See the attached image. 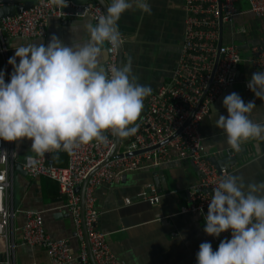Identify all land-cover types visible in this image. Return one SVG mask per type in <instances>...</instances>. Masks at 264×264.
<instances>
[{"label":"built area","instance_id":"2783aa9c","mask_svg":"<svg viewBox=\"0 0 264 264\" xmlns=\"http://www.w3.org/2000/svg\"><path fill=\"white\" fill-rule=\"evenodd\" d=\"M239 1L183 0L184 42L172 78L147 97L145 111L135 122L139 125L137 133L120 138L113 154L115 135L104 130V142L92 140L71 153L52 150L26 157L23 168L31 178L48 177L58 182L64 199L60 207L66 209L73 220V237L78 242L76 251L70 237H53L46 230L43 211L13 207V170L17 155L10 141L0 140V150H3L0 152V254L3 255L0 264H18L16 252L20 245L43 248L49 264H69L75 260L80 264H126L113 252L106 233L98 227L100 212L95 205L96 189L124 174L159 168L175 161L189 160L196 167L198 179L190 186V203L182 211L199 214L203 219L212 186L228 172L216 167L203 152L201 124L214 102L241 76L239 65L242 62H248L254 70L264 71V45H252L248 56H243L233 41H223L221 48L218 47L221 22L224 30L237 16L247 12L264 19V0H247L248 10H243ZM103 12L97 2L76 5L68 1L67 6L57 9L48 0H35L29 9L0 18V55L7 54L9 38L45 37L53 17L63 20L90 17L95 21ZM106 53V67L110 70L118 66L117 47L106 43ZM249 78L242 79L246 90H249L246 86ZM55 154H66L67 165L56 164ZM30 158L35 163H31ZM87 178L82 203L76 187ZM159 199V195L150 197L151 202ZM19 211L24 212L26 221L17 226L15 218ZM18 231L21 242L15 239ZM226 237L230 238V231L213 238L218 246L220 239Z\"/></svg>","mask_w":264,"mask_h":264},{"label":"crops","instance_id":"0c3cea01","mask_svg":"<svg viewBox=\"0 0 264 264\" xmlns=\"http://www.w3.org/2000/svg\"><path fill=\"white\" fill-rule=\"evenodd\" d=\"M104 1L106 4L109 2ZM149 4L151 14L130 9L121 15L117 24L122 38H125L121 44L122 63L131 57L133 74L137 76L138 82L155 91L172 78L173 68L184 42L186 11L183 0H149ZM242 4L243 1H239V5ZM86 18L95 23L90 17L67 20L53 17L49 21L45 37L9 38L7 54L0 55V67L5 69L6 82L11 71V65L6 62L15 51L10 47L13 43H47L52 33L67 43L71 37L70 25L83 22ZM232 27L244 29L238 31ZM223 40L233 41L239 46L241 54L248 56L252 45H264V19H257L251 12L237 16L224 28ZM103 47L106 64V43ZM256 71L260 70H254L248 62H242L239 65L241 76L214 102L210 114L200 127L203 152L210 156L216 167L225 168L228 174L242 176L246 184L264 181V141L247 140L243 142L239 152H234L226 143L223 130L215 125V119L217 114L227 116L222 100L227 94L236 92L245 103L254 101L256 106L249 118L257 123H264V101L246 90L242 81ZM146 99L147 97L138 119L145 111ZM213 107L217 114L213 112ZM10 144L17 155L15 163L19 158L35 154L28 138L11 141ZM53 158L56 164L67 165L66 154H55ZM155 171L161 172L157 183ZM197 179L198 172L194 165L189 160H182L159 168L124 174L112 183L99 186L95 192V205L100 212L98 227L106 233L113 252L126 264H196L195 253L201 242H211L215 250L217 244L213 236L203 231L202 217L182 211L190 203L189 189ZM146 191H150L151 196L143 198L142 193ZM154 195L160 196L158 202L150 201V197ZM12 200L15 209L43 211L46 230L53 237H70L74 251L78 249V242L73 237L72 217L66 209L60 207L64 199L58 182L48 177L33 179L15 167ZM25 221L24 212L19 211L15 224L20 226ZM15 239L22 241L20 231L16 233ZM16 257L18 264H49L46 251L39 246L20 245ZM69 264L80 263L75 260Z\"/></svg>","mask_w":264,"mask_h":264},{"label":"clouds","instance_id":"9594fccd","mask_svg":"<svg viewBox=\"0 0 264 264\" xmlns=\"http://www.w3.org/2000/svg\"><path fill=\"white\" fill-rule=\"evenodd\" d=\"M48 3L61 9L68 0ZM130 9L152 11L149 0H109L94 24L86 18L70 25L67 43L52 33L47 43L10 46L15 51L6 62L11 65L7 82L0 67V140L28 138L31 150L43 155L71 153L92 140L104 142V130L120 138L137 133L135 122L152 89L138 82L131 57L110 70L103 57L105 43H123L117 22ZM246 86L264 101V71L253 72ZM222 106L227 116L213 107L215 125L234 152L247 140L264 141V123L249 118L254 101L245 103L232 92ZM211 192L203 231L213 237L230 231V238L220 239L215 250L211 242H201L196 264H264V181L246 184L240 175L225 174Z\"/></svg>","mask_w":264,"mask_h":264},{"label":"water","instance_id":"95a60500","mask_svg":"<svg viewBox=\"0 0 264 264\" xmlns=\"http://www.w3.org/2000/svg\"><path fill=\"white\" fill-rule=\"evenodd\" d=\"M34 1L35 0H0V18L14 16L16 13H20L24 10H27L34 4ZM68 1H71L74 4L79 5V4H86L90 0H68ZM94 2L99 3L103 7V9L105 10L106 3L104 0H94ZM223 41H224L223 40V24L221 22V24H220V39L218 42L219 49L221 48ZM117 54H118V65H120L123 61L122 60L123 54L121 52V45L119 47H117ZM239 74H240V72H239ZM119 141H120V137L115 136V143H114V148L112 150V154L114 153V151L118 147ZM135 153H138V152H135ZM25 162H26V157L19 158L17 160V162L15 163V167L19 171H21L22 173L27 174V172L25 170H23L24 169L23 164ZM195 169H196V167H195ZM154 174L158 177V178H155V181L157 183V180H159V178H160L159 176H161V172L155 171ZM87 180H88V178L83 182L82 185L76 187V190L81 193L82 203H83V190H84V187L87 183ZM146 196H151L150 191H146V192L142 193L143 198Z\"/></svg>","mask_w":264,"mask_h":264},{"label":"rangeland","instance_id":"374dc122","mask_svg":"<svg viewBox=\"0 0 264 264\" xmlns=\"http://www.w3.org/2000/svg\"><path fill=\"white\" fill-rule=\"evenodd\" d=\"M243 4L241 5L243 10H247L249 8V3L247 0H242Z\"/></svg>","mask_w":264,"mask_h":264},{"label":"trees","instance_id":"16d2710c","mask_svg":"<svg viewBox=\"0 0 264 264\" xmlns=\"http://www.w3.org/2000/svg\"><path fill=\"white\" fill-rule=\"evenodd\" d=\"M1 257H3V255H1Z\"/></svg>","mask_w":264,"mask_h":264}]
</instances>
